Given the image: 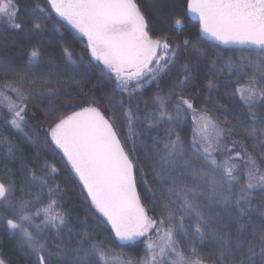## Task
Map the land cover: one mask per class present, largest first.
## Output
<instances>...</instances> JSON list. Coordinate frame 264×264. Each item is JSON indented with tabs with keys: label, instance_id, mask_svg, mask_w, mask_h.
<instances>
[{
	"label": "snow or ice",
	"instance_id": "snow-or-ice-1",
	"mask_svg": "<svg viewBox=\"0 0 264 264\" xmlns=\"http://www.w3.org/2000/svg\"><path fill=\"white\" fill-rule=\"evenodd\" d=\"M190 16L179 44L157 34L155 19L183 31ZM57 17L83 54L0 55V108L25 141L59 150L98 224L65 204L55 161L40 175L21 164L23 195L0 180V224L18 247L33 264H264V0H32L27 12L0 0V22L27 37ZM61 63L73 83L98 68L111 88L37 118L30 105L56 92ZM0 149L18 153L2 136ZM106 240H142L143 255L123 259Z\"/></svg>",
	"mask_w": 264,
	"mask_h": 264
},
{
	"label": "trees",
	"instance_id": "trees-1",
	"mask_svg": "<svg viewBox=\"0 0 264 264\" xmlns=\"http://www.w3.org/2000/svg\"><path fill=\"white\" fill-rule=\"evenodd\" d=\"M32 0H21L22 8L24 12H27L30 7ZM40 3H44V0H39ZM20 19L26 22V26L34 21H27L25 15H21ZM191 23L187 29L183 31L176 29L171 31L165 21L161 19H155L154 25L157 34H167L169 39L173 41V44H179L181 38L187 35L189 32L195 31V26L198 25V20L189 17ZM26 30V29H25ZM203 35V34H202ZM73 36L75 40L73 41ZM83 40L84 38L76 32L74 29H70L65 23L61 22L60 18L49 20L43 25L42 31L39 33L27 37L23 32L11 28L6 22H0V55H10L15 58L22 59L25 54L31 50L34 46L38 47L43 53L44 63H48V57L55 58L56 61H61V48L63 46H73L74 51L77 55L83 54ZM227 47L228 51L225 53L226 56L239 55V46L230 45ZM234 49L236 51H234ZM207 70V69H205ZM77 71L72 68H65L63 63L59 67L61 73L62 83L55 85L56 92L49 96L34 99L30 105L31 111L37 113V118L42 116L43 110L49 107L54 108H67L68 114L72 111L78 110L75 107H68V103L82 104L90 96H85L84 93H95L96 96H102L106 90H110L111 86L107 81L99 79V69L97 68L87 86L78 85L72 82L71 73ZM179 73V69L176 73ZM0 79H3L0 76ZM221 92L224 91V85L228 82L227 80L221 79ZM9 95H12L9 93ZM146 96L148 93L145 94ZM206 95V93L204 94ZM218 95V94H217ZM203 100V96L200 101ZM198 101V103L200 102ZM6 109L0 108V136L5 137L13 142L17 146L18 153L14 157H8L0 155V180H6L9 176L15 181L18 189L15 193L17 197L23 195L19 190L21 180L24 177V170L21 164L28 165L32 168L37 169V175H40L38 164L42 163L45 159L49 161H55L58 168L62 170L59 176V182L61 186L67 189V195L64 197V202L70 208H73L78 212L81 217L87 216L93 224H98V221L89 212L83 195H81V189L78 179L70 175V169L65 165L62 160V154L59 150H53L52 146L37 144L33 145L28 141L24 140V137L17 133L15 129H12L10 125L3 122V116ZM30 121V124H33ZM42 127H46L43 125ZM27 131V130H26ZM33 131L35 128L33 127ZM41 140L43 135L41 134ZM2 151V149H0ZM26 191V190H25ZM143 195V189H141ZM31 199V197H29ZM145 203H149L147 198L144 197ZM150 206V205H149ZM151 207V206H150ZM98 215V214H97ZM107 231H103V236L107 237ZM107 243L111 244V247L116 253H123V259L129 256L139 257L143 255L144 245L141 240L130 242L129 244L121 245L119 242H112L106 240ZM0 256L7 259V264H33V259L27 257L24 252L18 247L17 240L13 238L10 230H6L3 224H0ZM112 264H120V260L113 259Z\"/></svg>",
	"mask_w": 264,
	"mask_h": 264
},
{
	"label": "rangeland",
	"instance_id": "rangeland-1",
	"mask_svg": "<svg viewBox=\"0 0 264 264\" xmlns=\"http://www.w3.org/2000/svg\"><path fill=\"white\" fill-rule=\"evenodd\" d=\"M241 179H242V177H241ZM141 243L144 245V243H143V241L141 240Z\"/></svg>",
	"mask_w": 264,
	"mask_h": 264
},
{
	"label": "water",
	"instance_id": "water-1",
	"mask_svg": "<svg viewBox=\"0 0 264 264\" xmlns=\"http://www.w3.org/2000/svg\"><path fill=\"white\" fill-rule=\"evenodd\" d=\"M191 17V16H190ZM192 18V17H191ZM195 19V18H194ZM197 20V19H196Z\"/></svg>",
	"mask_w": 264,
	"mask_h": 264
}]
</instances>
